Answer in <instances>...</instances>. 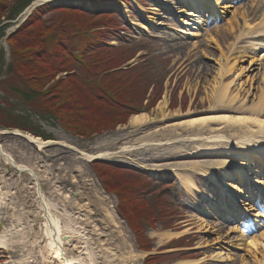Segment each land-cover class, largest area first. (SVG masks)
I'll list each match as a JSON object with an SVG mask.
<instances>
[{"label":"rangeland","instance_id":"rangeland-1","mask_svg":"<svg viewBox=\"0 0 264 264\" xmlns=\"http://www.w3.org/2000/svg\"><path fill=\"white\" fill-rule=\"evenodd\" d=\"M250 1L239 0L233 3L231 0H226L224 4L233 3V8L230 9V12L238 11V14L235 16L231 13H223L221 17H218L219 19H215L217 18L216 16L207 25L203 26L198 35H196L197 31L194 26H190L189 28L183 26L181 19L188 20V18L183 14H179L178 11L181 8H185L186 10H190V8L185 4H181L178 0H129V2H125L124 0H95L93 3L92 1L87 3V5L78 4V8L83 10L84 6L88 7L84 15L80 13H67L65 8L62 7L52 9V11L45 15L42 22L48 27L57 29L55 33L52 32L51 36L53 38L44 47L43 51H57L64 58H70V51L74 52L72 53L74 55H79L81 52L78 50L86 48L96 37V39L99 38L105 45L107 44L109 48L115 49L113 53L109 54L107 52L104 56L109 63L112 62V65H114V61H111V59L117 57L116 54L118 55L117 62H121L127 58L133 59L129 63L121 62L119 66H112L113 68L108 73L110 76H125L131 80V82H127L130 84H127L128 86L123 89V91L128 90L126 92L127 95L118 96L119 99L117 101V109H122L123 107L126 110L125 113L123 111L125 115L121 117L125 123H114L116 125H113V129L107 127L89 137H81L66 131L56 121L37 113L28 103L13 99L11 101L10 99L8 100V96L0 91L1 108H8L10 113L23 118L22 121L25 124L27 123L29 127L37 129V133L46 135L48 139L58 142L60 133L69 136V141L78 150L86 151V153H92L95 150H109L107 147L113 148L110 145L114 143L115 146L110 152H115L124 144L133 145L138 143L139 138L146 137L149 133L167 124L207 115L206 111L209 109L210 104L205 100L204 89L211 87L212 77H215L219 65H224L227 62L232 63L235 60L236 62L242 61L241 63L243 64L239 65H247L245 59L239 60L242 52H245L243 47L248 46L247 44H242L241 39H237L242 31L240 29L245 28L242 24L244 21V19L242 20V14H246L247 17L245 19H252V12H255L257 18L264 10V4L260 5L259 9H257L259 3L263 2L262 0H255L254 7H251ZM74 3H63V5H75L76 3ZM37 5L31 7L32 10L30 9V11H28L29 7H27L14 20L2 18L0 23V56L1 61L6 65H4L0 79L7 77L6 68L8 63H10V47L7 38L27 22H24V20L27 19L26 17L29 12L30 14L33 13ZM206 12L203 11L200 17H202L201 19L210 20L206 18L209 16ZM103 14L108 15L105 22L101 19V15ZM35 15L32 14L31 17H35ZM85 15H88L90 19L86 18ZM82 17L87 20L90 27L88 26L83 29L76 28L77 26H84L86 24ZM111 21L115 24V27H106L105 23ZM65 22L68 23V26L65 25ZM94 25L98 28H94ZM91 28H94V30ZM58 38L60 41L55 42ZM250 38L249 36L246 37L245 43L249 42ZM237 41L240 42L241 45L239 46H242V48L236 47ZM58 44L61 46L59 47ZM62 44L65 45L64 48L68 52L63 51ZM136 51L137 55L135 54ZM240 51V54H236ZM244 54L250 55L247 52ZM225 58H227V61H225ZM193 63L200 70L198 78L197 74L192 73L190 70L186 74L183 71L185 68L188 69L187 66ZM210 71H213V74L206 76V81H203V76ZM82 72L79 71L80 75L78 78L82 77L85 80L87 76L85 71L84 73ZM263 72L261 69L255 75L260 77ZM69 74H61L58 78L67 79ZM234 79L235 77L231 78V80ZM239 81H242L241 83L245 86V90H248V92L252 91L255 96L259 94V88H261V91L264 90V81H259V79L253 83L247 82V79L245 80L244 78ZM239 81H236V83ZM94 83L96 85H93L92 89L94 86L99 85L97 81ZM249 84L250 87L253 84L256 89L251 90ZM234 88L237 87L235 86ZM94 94L98 95L100 92L95 90ZM165 96L168 103L166 113L169 115L167 117L168 120L160 122L159 117L161 115L156 108ZM249 100H252V97ZM5 103L8 107L5 106ZM94 104L91 106L90 115L87 118V121L90 123L91 121H98L100 117H97V115L103 112L102 103ZM96 104H100V110ZM178 110L182 111L181 113L184 115L177 116L175 113ZM185 113H190V115L187 116ZM213 113L215 115L237 116L233 112L223 110H217ZM141 114L148 115L152 123L147 126H141V129L133 127L130 124L132 117ZM2 118V113H0V120H4ZM12 130L15 129H5L0 126V133L6 134L0 137V141L4 142L5 145L11 146L12 143L16 144V141L18 142ZM129 133L134 134V136L127 137ZM185 145L186 150H188L190 143ZM66 150L62 146L54 144L43 152H37L34 149L29 150L25 147V149L16 150L17 152H14L13 155L17 160L21 159L19 157H26L22 162L34 167L38 172L47 199L56 207L53 210L54 214H64L65 212L70 214L79 213L77 206L72 201V192L76 187L79 188L77 190L81 193V205L86 204V207L89 209L88 211L93 214V226H96V228L91 227L94 230L93 237L95 240L99 239L98 236H95L99 235L96 234V231L99 230L108 236V238H101L102 240H109V242H106V245L111 243L113 249L120 247V250L117 249L119 251L118 264H177L184 259L200 260L203 257L207 260L210 258L211 253L214 252V248H211L214 245H216L217 249L223 247L226 251H230L232 248L231 254L236 259L233 264H241L239 263L240 256L248 259L245 250L248 238L258 236L261 231L257 229L252 233H243V237H241L239 234L229 233L228 230L236 227L238 229L239 227L243 228L244 225L241 224L242 222L239 219L229 221L227 218H221V214L226 211L214 212L211 209V212H214V217L205 215L204 205H209L207 206L209 210L211 202H216L220 206L219 209H223L222 194L218 186L216 189L211 186L210 189H214L211 191L204 187L203 180L198 179L196 183L199 190L195 191L193 195L186 193L180 185L179 180L168 172L155 174L150 171L158 166H167L181 162L192 163L195 161L215 160L216 158L197 160L190 156H183V153H180L182 156L179 157L180 154L178 153L180 150L178 148H170L166 149L165 152L163 151L165 153V156H163L164 160L155 163L144 159L146 157L153 158L159 156L160 153L155 152L151 156H146L147 152H143L144 150L140 149V151L136 150L133 152L131 157L126 154H119L117 157L105 159L103 162L88 163L89 174L91 172L95 176L97 175L96 168L99 167L101 169L109 167L118 171L115 174L109 172L107 182H110L111 186L121 188L122 194L120 197L113 193L108 195L104 184L98 178L104 192L111 197V200L103 202L102 197L97 194V190H95L93 185L90 183L84 185V165H75V162L71 161V152ZM176 153L179 155L178 157L175 156ZM251 164V169H253L251 177L257 179L262 177L263 179L264 171H259L258 165L254 166L255 163ZM80 167H83V169L80 170ZM5 170L4 174L7 175V179L1 178V171L4 172ZM0 175V194L6 191L10 194L6 200L2 198L4 201L0 204V236L5 233L10 243V247L8 248L10 250L0 252V264H22L25 258H27L25 259L27 264H42L41 260L29 257L27 251L29 246H36V239L38 244H43L41 225L35 222L32 215L38 212L37 195L35 190L30 188L31 186L34 187L33 180L27 174H17L13 168L5 165L1 160ZM217 182L220 186H223L220 178H218ZM235 184L241 193H247L248 185L245 182L243 184L235 182ZM55 188L61 191V196L51 194ZM231 194L242 202L241 205H244L243 201L245 199L239 195V192ZM67 195L71 196V198L65 199ZM256 203L257 206H255ZM247 204L249 206L251 204L254 205V211L250 212L252 215L259 212H263L262 215H264L263 195L257 202L254 199L252 203L248 202ZM147 206L148 211L146 214L150 216L148 219L144 215L139 219L133 218V216L143 213ZM228 206L231 208L230 205ZM249 206L246 205V207ZM119 207L123 208V211L130 209L126 213L129 219L127 218V221H122L123 223L118 224L116 222L114 224L110 216L106 214V210L115 213L117 216ZM24 209L26 210L24 211ZM202 217H206L207 220L211 221L212 226H222L225 230L220 232H198L199 226L196 221ZM132 224H135V228H133ZM67 232L82 234L84 228L79 222V225L78 223L70 225ZM166 232L181 233L180 237L183 238L177 240L180 237H173L171 239L164 238L160 240L157 235ZM227 235H230L229 239L225 238ZM140 237L142 240H140L141 243L139 244L137 238ZM220 237L225 239H221ZM222 240H227L234 245H218V242ZM204 242L209 243L205 248L201 247V244ZM11 251H16L14 256ZM141 251L147 254L145 256L139 255L138 253ZM228 264L231 263L229 262Z\"/></svg>","mask_w":264,"mask_h":264},{"label":"bare ground","instance_id":"bare-ground-1","mask_svg":"<svg viewBox=\"0 0 264 264\" xmlns=\"http://www.w3.org/2000/svg\"><path fill=\"white\" fill-rule=\"evenodd\" d=\"M41 1L44 3H61L68 1L83 4L84 2L93 0H40L36 2L35 5ZM179 1L190 8V10H186L185 8H181L183 10L179 9L178 13L183 14L188 18V20L181 19L182 24L187 28L194 26L197 31L196 35L202 30L200 27L198 28V26L208 24V20L201 19L202 17H200L199 12L206 10V14L209 15L207 19L211 20L216 16L221 17L223 13H231L235 16L238 14V11L230 12V9L233 8L232 5L223 4L226 0ZM254 1L255 0L250 1V5L252 4L251 7H254ZM262 1L263 2L259 3L257 9H259L260 5L264 4V0ZM252 14V19H245L247 17L246 14H242V20L244 19L242 24L245 28L240 29L242 31L237 38L242 40V44L248 45L243 47L245 52H242L241 57L239 58V60L245 59L247 65H239L243 64L241 63L242 61L236 62V60L232 63L227 62L224 65H219L215 77H212L213 80L211 87L204 89L206 95L205 100L210 104L209 109L206 111L207 115L167 124L166 126L149 133L146 137L139 138L138 143L133 145L124 144L115 152H110L114 148L115 143L110 145L113 146V148L107 147L109 150H95V152L92 153L80 151L73 143H71V141H69L70 137L63 133L59 134L60 139L56 142L53 140L44 141L43 139L35 137L29 133L14 130L13 135L16 136L18 140V142L16 141V144L12 143L10 146L5 145L4 142L0 141V160L5 165L13 168L17 174H27L33 180L32 182L34 184H32L34 187L31 186L30 188L34 189L37 195L38 212L32 215L35 222H38L41 225L43 231V244H38L36 239V246L28 245L29 247L27 251L29 257L35 258L39 261L41 260L42 264H118L117 262L119 261L118 250H120V247H118L117 250L113 249L111 243L106 245V242H109V240H102L101 238H108V236L101 233L99 230L96 231V234L99 235H95L98 236L99 239L95 240L93 237L94 230L91 229L94 224L92 221L93 214L88 211L89 209L86 207V204L81 205V193L77 190L79 188L76 187L72 192V201L75 203V206H77V211H79V213L70 214L65 212L64 214H54L53 210L56 209V207L47 199L38 172L34 167L28 166L22 162L26 157H19L21 159L17 160L13 155L14 152L16 153L21 149H25V147L29 150L34 149L37 152H43L51 145L57 144L62 146L63 149H67L68 152H71L72 158H70L71 161L75 162V165H84V185H86V183L93 185L95 190H97V194L102 197L101 199L103 202L111 200V197L104 192L96 176L91 172L89 174L87 167L88 163L95 159H110L115 156L117 157L119 154H126L131 157L133 152L136 150L140 151L141 149L142 151L144 150L143 152H147L146 156H151L155 152L160 153L159 156L153 158L146 157L144 159L146 161L148 160L150 162L158 163L164 160V152L166 149L170 148H178L180 150L178 154L183 153V156H190L197 160L202 158H216L215 160L195 161L192 163L181 162L167 166H158L157 168L160 170L156 169L153 170V172L159 173L161 172V168L166 167L168 169L169 167L176 166L174 168L175 171H177V179L179 180L180 185L188 193L193 195L195 194V191H198V185L195 182L196 176L204 177V186L206 189H210L211 186L216 189L218 186L222 194L220 195L221 200L223 201V209L220 210V206L216 202H211L209 210L207 209V206L209 205H204L205 215L214 217V212L226 211L227 215L225 212L221 214V218H227L229 221L239 219L240 222H242L241 224L244 225L243 229L239 227L240 230L237 227L228 230L229 233H236L241 237H243L242 233L247 232L248 230L252 231L257 227L261 233L258 236L248 238L245 249L248 259L244 258V256H240L239 263L264 264V222H259V219H264V215L260 212L252 215L250 212L254 211V205L251 204V206H249L247 204L248 202L252 203L254 199L257 202L260 195H264V180H262V177L259 178L260 180L251 177V171H253V169H251V163L253 162L255 163V167L258 165L257 168L259 171H264V90L261 91V88H259V94L255 96L252 91L248 92V90H245V86L241 83L242 81H239L242 78L245 80L247 79V82L250 81L249 83H253L257 79H259V81H264V72L260 77L255 75V73L261 69L264 71V11L257 20H255V12H252ZM158 26L160 25L158 24ZM248 36L251 37L250 41L245 43V39ZM239 45H241L240 42L237 43L236 47L239 48ZM240 48H242V46ZM246 52L250 55H245L244 53ZM240 53L241 51L236 54ZM258 53H260L259 56ZM225 55L227 57V53ZM225 61H227V58H225ZM187 68L188 69L185 68V70H183L185 71V74L191 71L192 73L197 74V78L200 76V70L195 63L190 64ZM211 74H213V71L206 73L202 78L203 81H206V76H211ZM232 77H235V79L231 80ZM236 81L239 82L236 83ZM235 86L237 88H234ZM249 88H251V90L256 89L253 84H251V87L249 84ZM250 97H252V100H249ZM167 105L166 96L163 101H160L157 105L156 110H158L161 115V117H159L160 122L168 120L167 117L169 114L166 113V109H168ZM217 110L233 112L237 114V116L215 115L213 112ZM181 112L182 111L178 110L175 114L177 116H183L184 114ZM187 113L185 114L189 116L190 113ZM151 123V118L146 114L135 115L130 121V124L133 127H138L139 129H141V126H147ZM5 135L6 134L4 133H0V137ZM133 136L134 134L131 133L127 135V137ZM187 143H190L188 150H186L185 145ZM163 148L164 150H162ZM178 154L176 153L175 156L178 157ZM181 156L182 154H180L179 157ZM81 169H83V167H80V170ZM216 169L217 171H215ZM5 172L6 170L4 172L1 171L2 176H0L3 179H7V175L4 174ZM216 173H219L217 177ZM218 178L222 179L221 184H223V186L218 184ZM234 182L240 184L245 182L248 185V189L246 190L247 193H241ZM210 190L212 191L214 189ZM237 192H239V195L245 199V201H243L244 205H241L242 202L231 194H236ZM51 194L55 196L62 195L58 188L53 189ZM9 196V192H2L0 194V204H2V201L6 200V198H9ZM2 198L5 199L3 200ZM69 198H71V196H65V199ZM228 205H231V208ZM246 205L249 207H246ZM255 205H257V203ZM26 209H24V211ZM211 209L214 212H211ZM106 214L110 216V219L114 224H116V222L119 224L124 221L118 214L116 216L115 213H111L109 210H106ZM79 222L84 228L82 234L67 232L70 225L75 223H78L79 225ZM196 223L199 226L198 232H220L225 230L222 226H212V222L207 220L206 217L198 218ZM93 227L96 228V226ZM180 234L181 233L177 232H166L157 236L160 240H163L164 238H178L180 237ZM7 237L8 236L5 233L0 236V252L10 250L8 249L10 243L7 240ZM228 237H230V235H227L225 238ZM220 238L218 239L220 240ZM207 244L209 243L204 242L201 244V247L205 248L207 247ZM218 245L233 246L234 244L231 242L229 243L227 240H222L218 242ZM215 246L216 245L212 247L210 246L212 249L214 248V252L211 253L210 258L207 260L203 257L200 260H181L177 264H228L229 262L233 264L236 261L231 254L232 248L230 251H226L223 247L217 249ZM11 252L14 256L16 251ZM138 254L145 256L147 253L141 251ZM25 259H23L22 264H27Z\"/></svg>","mask_w":264,"mask_h":264},{"label":"trees","instance_id":"trees-1","mask_svg":"<svg viewBox=\"0 0 264 264\" xmlns=\"http://www.w3.org/2000/svg\"><path fill=\"white\" fill-rule=\"evenodd\" d=\"M32 1L0 0V23L2 18L14 20ZM61 7L65 8L67 13L84 15L86 12V9L83 10L78 7ZM56 8L60 7L45 6L38 9L35 17H30L14 34L7 38L10 47V63L6 68L7 77L0 79V91L7 95L10 101L13 99L28 103L37 113L56 121L66 131L77 136L89 137L107 127L113 129V125L117 123H125L121 117L125 115L126 110L123 107L117 109V101L118 96L127 95L128 90L123 91V89L128 86L127 84H130L127 82H131V80L125 76H110L108 73L113 68L112 66H119L121 62L127 63L130 59L127 58L117 62L118 55L116 54L117 57L111 59V61H114V65H112V62L109 63L104 56L107 52L109 54L113 53L115 49L109 48L96 37L86 48L78 50L81 52L79 55H74L72 54L74 52L70 51V58H64L57 51H43L44 47L53 38L51 35L56 32L57 28L48 27L42 20L48 12ZM106 16L108 15H101L103 22L106 21ZM85 17L90 19L88 15H85ZM83 20L86 24L76 28L90 27L87 20L85 18ZM65 25L68 26V23L65 22ZM105 25L106 27H115L112 21L106 22ZM95 27L96 25H94ZM94 28L91 29L94 30ZM71 29L73 30V28ZM59 41V38L55 40V42ZM58 46L61 45L58 44ZM64 47L65 45L62 44L63 51H67ZM4 65L6 64L1 61L0 56V75L3 73ZM79 71H83L82 73L85 71L87 76L85 80L82 77L78 78ZM67 73L73 74H69L67 79L58 78L59 75ZM95 81L99 85L94 86L92 89V86L96 85ZM95 90H98L100 94H94ZM94 103H102L103 112L97 115V117H100L98 121H91L90 123L87 118L90 115L91 106L95 105ZM5 106L8 107L6 103ZM97 106L99 107L100 104ZM0 113H2V119H4L0 120V126L3 128L19 129L48 140L46 135H40L36 132L37 129L29 127L27 123L25 124L22 121L23 118L10 113L8 108H1V104ZM109 172L115 174L118 171L109 167L96 168V173L107 192L120 197L122 194L121 188L111 186L110 182H107ZM122 209L119 207L121 215L127 221L128 216L126 213L130 209L124 210L125 212ZM147 211L148 206L143 213H139L133 218L139 219L144 215L148 219L150 216H147ZM130 219L132 218L130 217ZM132 226L135 228V224H132ZM140 240H142L141 237L139 242Z\"/></svg>","mask_w":264,"mask_h":264}]
</instances>
